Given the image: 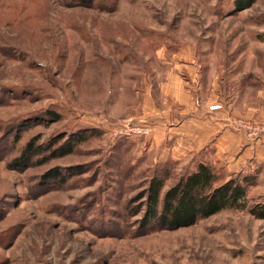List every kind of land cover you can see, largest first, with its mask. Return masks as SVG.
<instances>
[{"label": "rangeland", "instance_id": "1", "mask_svg": "<svg viewBox=\"0 0 264 264\" xmlns=\"http://www.w3.org/2000/svg\"><path fill=\"white\" fill-rule=\"evenodd\" d=\"M236 1L0 0V264H264L250 212L264 206V162L192 148L214 121L264 148L229 124L264 121V0ZM69 136L83 138L72 153L8 167L32 138ZM197 161L253 176L242 207L141 229L150 177L167 189ZM76 165L63 184L42 179Z\"/></svg>", "mask_w": 264, "mask_h": 264}, {"label": "trees", "instance_id": "2", "mask_svg": "<svg viewBox=\"0 0 264 264\" xmlns=\"http://www.w3.org/2000/svg\"><path fill=\"white\" fill-rule=\"evenodd\" d=\"M251 3V0L236 1L239 8H247ZM260 36L264 40V32ZM46 114L57 118L53 112ZM82 139L69 136L63 142L56 141L43 146L36 144V140L32 138L26 142L19 154L10 160L8 167L23 171L45 164L51 158L72 153ZM14 141H17V137ZM81 171L79 165L67 167L65 172L53 167L42 175V179L44 182L55 181L63 184ZM251 179L253 176L248 175H230L227 178L207 162L197 161L191 171L184 170L167 189H164V178L161 175L150 177L146 187L138 195L137 201L141 203L134 208L132 216L142 212L137 221L141 229L156 227L175 230L193 225L196 221L221 210L242 207L239 202L252 184ZM250 212L254 217L264 220V206H253Z\"/></svg>", "mask_w": 264, "mask_h": 264}, {"label": "crops", "instance_id": "3", "mask_svg": "<svg viewBox=\"0 0 264 264\" xmlns=\"http://www.w3.org/2000/svg\"><path fill=\"white\" fill-rule=\"evenodd\" d=\"M211 127L207 130L197 132L199 135H194L192 138L196 144L193 151L200 152L202 149L212 148L213 154L217 158L219 155L228 153L227 163L230 166H237L249 156L251 150L255 149L254 154L260 161L264 162V148L261 146H252L246 143L245 139L240 133H235L225 128L224 123L214 121ZM196 138L201 140H196ZM204 146V147H203ZM182 149V147H180ZM179 150V149H177ZM190 150V149H187ZM184 151H182L183 153ZM239 152V153H238ZM181 154V151L179 152ZM231 154V155H230Z\"/></svg>", "mask_w": 264, "mask_h": 264}, {"label": "built area", "instance_id": "4", "mask_svg": "<svg viewBox=\"0 0 264 264\" xmlns=\"http://www.w3.org/2000/svg\"><path fill=\"white\" fill-rule=\"evenodd\" d=\"M230 126L237 131H242L248 139H253L264 144V121H252L246 117H236L229 122ZM136 134L147 133V128L142 125H133L131 128ZM118 130H113V135H118Z\"/></svg>", "mask_w": 264, "mask_h": 264}]
</instances>
